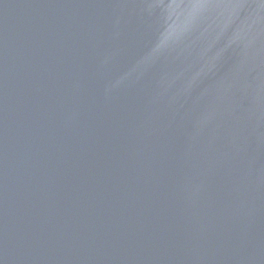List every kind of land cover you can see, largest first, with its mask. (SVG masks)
I'll list each match as a JSON object with an SVG mask.
<instances>
[{"label":"water","instance_id":"95a60500","mask_svg":"<svg viewBox=\"0 0 264 264\" xmlns=\"http://www.w3.org/2000/svg\"><path fill=\"white\" fill-rule=\"evenodd\" d=\"M0 264H264V0H0Z\"/></svg>","mask_w":264,"mask_h":264}]
</instances>
